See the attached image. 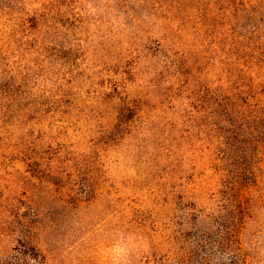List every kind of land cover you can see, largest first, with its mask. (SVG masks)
Segmentation results:
<instances>
[{"label": "rangeland", "instance_id": "obj_1", "mask_svg": "<svg viewBox=\"0 0 264 264\" xmlns=\"http://www.w3.org/2000/svg\"><path fill=\"white\" fill-rule=\"evenodd\" d=\"M49 1L0 11V263L36 205L66 264H264V158L221 187L193 108L207 82L264 103V0ZM197 216L230 231L202 263Z\"/></svg>", "mask_w": 264, "mask_h": 264}, {"label": "trees", "instance_id": "obj_2", "mask_svg": "<svg viewBox=\"0 0 264 264\" xmlns=\"http://www.w3.org/2000/svg\"><path fill=\"white\" fill-rule=\"evenodd\" d=\"M10 1L12 0H0V11L4 8H10L7 7ZM62 1L50 0L49 2L59 4ZM48 11L56 14V18L40 22L42 24V33L60 35L62 33L61 29L65 28V25L61 22L63 16L56 9H48ZM55 27L59 29L58 33L53 32ZM0 80L10 81L11 83L14 77L0 74ZM252 89H254V86L250 88V90ZM246 92L248 93V91ZM243 93L245 91H242V89L224 88L207 82V85L200 93L201 98L197 100L194 97L197 102L194 103L193 108L197 107L203 109L206 113H210L213 130L216 133L219 132L221 134L222 132L223 134L222 144H225L224 151L220 149L221 147H216L222 152L223 157H219V154L216 153L212 155L215 156L214 158L217 157L213 167L218 178H220L219 185L224 188L228 187V179H232L233 184H238L242 175L253 174L251 160H246L244 156L247 155L249 149L257 148L259 156L264 158V152H260L264 149V103L252 104L248 98L243 97ZM215 97H218L219 100H214ZM240 145L247 147V151L243 149L242 155L239 154L241 151ZM82 168H84L83 165ZM81 171L80 167L78 172L72 175H78ZM32 202L35 205L34 201ZM33 208L35 209L36 220L31 218V221H28L29 232L26 235V244L21 246L18 250V255L13 260L5 264H66V260L56 255L55 241H52L51 238L52 226L48 224V221L44 220L45 211L42 212L41 209H38L39 207L36 208V205ZM196 220L197 224L203 222L200 216H197ZM215 221H217L216 218L203 222V233L198 236L197 250L193 254L199 258V263L215 258L220 251H223V247H226L225 238L230 231L225 229L217 232L213 231L211 227ZM185 259L189 261V257H185Z\"/></svg>", "mask_w": 264, "mask_h": 264}]
</instances>
